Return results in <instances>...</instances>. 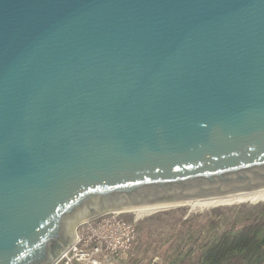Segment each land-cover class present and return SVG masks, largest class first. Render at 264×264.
<instances>
[{"label":"water","instance_id":"obj_1","mask_svg":"<svg viewBox=\"0 0 264 264\" xmlns=\"http://www.w3.org/2000/svg\"><path fill=\"white\" fill-rule=\"evenodd\" d=\"M259 189L264 0H0V264H56L107 213Z\"/></svg>","mask_w":264,"mask_h":264},{"label":"trees","instance_id":"obj_2","mask_svg":"<svg viewBox=\"0 0 264 264\" xmlns=\"http://www.w3.org/2000/svg\"><path fill=\"white\" fill-rule=\"evenodd\" d=\"M248 200L213 208L202 223L190 224L175 237L169 264H264V199ZM126 219L133 222L136 214Z\"/></svg>","mask_w":264,"mask_h":264},{"label":"rangeland","instance_id":"obj_3","mask_svg":"<svg viewBox=\"0 0 264 264\" xmlns=\"http://www.w3.org/2000/svg\"><path fill=\"white\" fill-rule=\"evenodd\" d=\"M246 201L249 200L238 199L234 203L199 205L195 208L192 207V202H187L145 214H139L136 211L123 212L121 215L125 218L135 213L140 221L136 229L137 239L132 256L122 264H169L166 256L170 253V247L179 233L192 223H202L204 215L213 208L238 205L243 202L250 203ZM189 217L192 221L187 220Z\"/></svg>","mask_w":264,"mask_h":264},{"label":"built area","instance_id":"obj_4","mask_svg":"<svg viewBox=\"0 0 264 264\" xmlns=\"http://www.w3.org/2000/svg\"><path fill=\"white\" fill-rule=\"evenodd\" d=\"M112 212L82 223L74 245L56 264H122L132 256L139 218Z\"/></svg>","mask_w":264,"mask_h":264},{"label":"bare ground","instance_id":"obj_5","mask_svg":"<svg viewBox=\"0 0 264 264\" xmlns=\"http://www.w3.org/2000/svg\"><path fill=\"white\" fill-rule=\"evenodd\" d=\"M260 197L264 199V189L249 191L243 194H231V195H225V196L205 197V198H200V199H196L192 201H186L181 204H153V205L137 206V207L129 208L127 209V211H136L139 214H145L148 212L157 211V210L164 209V208L179 206L187 202H192V207L195 208L199 205L229 204V203L236 202L238 199L248 200V199H259ZM252 201H256V200H252Z\"/></svg>","mask_w":264,"mask_h":264}]
</instances>
